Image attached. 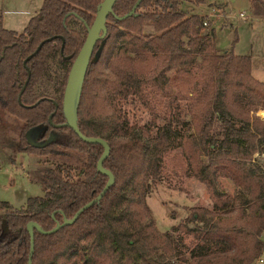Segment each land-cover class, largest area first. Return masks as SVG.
<instances>
[{"label": "trees", "instance_id": "obj_1", "mask_svg": "<svg viewBox=\"0 0 264 264\" xmlns=\"http://www.w3.org/2000/svg\"><path fill=\"white\" fill-rule=\"evenodd\" d=\"M102 1L44 0L20 33L0 20V109L23 123L18 152L47 159L69 151L83 158L75 171L48 170L44 197L29 198L20 209L0 202V264H28L27 225L53 230L108 182L97 168L104 148L56 127L66 123L68 76ZM187 1L193 0H143L125 20L115 16L129 14L138 0L116 2L78 111L81 133L109 143L104 168L115 183L73 225L51 235L34 230L31 264H255L262 257L264 167L253 157L264 155V120L257 116L264 111V83L253 77L250 56L219 53L214 31H203L205 18L180 10ZM249 2L253 15L264 17V0ZM56 57L64 71L60 98L36 96V82ZM33 131L39 133L29 138ZM177 149L210 205L192 208L183 223L161 232L147 199L163 180L164 158ZM184 239H191L188 246Z\"/></svg>", "mask_w": 264, "mask_h": 264}, {"label": "rangeland", "instance_id": "obj_2", "mask_svg": "<svg viewBox=\"0 0 264 264\" xmlns=\"http://www.w3.org/2000/svg\"><path fill=\"white\" fill-rule=\"evenodd\" d=\"M208 1L216 4L209 6V13L206 11L207 6L203 7L207 0L184 2L180 10L186 14L204 15L202 17L209 14L208 17H212L209 20V29L212 31L215 28L220 53L233 52L239 56H250L253 77L264 82V17L255 18L249 0ZM43 3L44 0H0V20L3 28L22 32ZM215 12L219 14L214 16ZM240 13H245L250 19L247 22L236 19ZM225 15L235 18L227 19ZM72 27L82 30V25L78 22H73ZM63 72L58 57L52 59L46 75L36 82L35 95L59 99L58 83L60 84ZM257 116L264 120V112L259 111ZM150 118V114L144 115L145 122ZM22 126V122L0 109V202H7L15 209L25 206L29 198L44 197L43 182L48 170L62 165L71 166L75 171L83 161V158L69 151L68 157L47 159L19 153L18 139ZM37 132L39 133L31 132L29 138ZM253 160L264 167V155L256 153ZM186 166L181 150H172L167 154L164 158L163 180L154 187L147 199L161 232H169L183 223L192 208L210 205V195L206 188L197 180L187 177ZM224 184L234 193L235 187L229 181H224ZM190 241L191 239H184V244L188 246ZM262 259L264 264V253Z\"/></svg>", "mask_w": 264, "mask_h": 264}, {"label": "water", "instance_id": "obj_3", "mask_svg": "<svg viewBox=\"0 0 264 264\" xmlns=\"http://www.w3.org/2000/svg\"><path fill=\"white\" fill-rule=\"evenodd\" d=\"M117 1L118 0H103L102 3L97 8L96 17H95V20L92 26L86 25L87 37H86L83 47L81 48L79 54L77 55L76 59L74 60L72 64V67H71V70L68 76L67 85H66L65 92H64L63 111H64L66 123L64 125L56 126L58 128L60 127L70 128L84 142L88 144L101 145L104 148L103 155L101 156L98 162L97 168L99 172H101L103 175L109 178L108 182L106 184V187L102 191V193H100L94 200H92L90 203H88L82 209H80L78 213L72 219L64 218L63 223H57L56 227L53 230L45 231L42 227H39L36 223H33V222H30L27 225L26 230L28 231L29 236H30V253L28 257V264H31V258H32L33 250H34V230L40 234L51 235V234H55L56 232H58L60 229L64 227L73 225L78 220L80 215H82L86 210L94 206L96 203H99L103 199L105 194L110 190V188L115 183L114 175L109 170L104 168V162L109 157L110 152H111V147L109 143L102 138L86 137L85 135L81 133V130L79 128L78 111H79V106L81 102V97L83 93L86 76H87L91 61L93 57L95 58L96 61H98L101 56L102 48H100L95 53L96 46L98 42L105 40V38L107 37V33H108L107 21L110 15L115 16L114 6ZM142 1L143 0H138V2L136 3V5L133 7V9L131 10L129 14L123 17H117V16L115 17L119 20H125L135 15ZM44 44L45 43L40 44L37 47L36 51L32 55H30L26 59V61L30 60L40 49H42ZM61 55H63V49L61 51ZM70 59L71 57L65 58V60H70ZM29 76L30 75L28 74V78L20 91V94L18 97L19 102H20V97L22 93L24 92L25 87L28 83ZM56 108H58L57 104H56ZM53 116L54 114L51 115L49 118L50 123H52ZM3 227L6 230L5 221H3Z\"/></svg>", "mask_w": 264, "mask_h": 264}, {"label": "built area", "instance_id": "obj_4", "mask_svg": "<svg viewBox=\"0 0 264 264\" xmlns=\"http://www.w3.org/2000/svg\"><path fill=\"white\" fill-rule=\"evenodd\" d=\"M213 13V12H212ZM219 13H217V12H215L214 13V16L215 15H218ZM226 16V18L227 19H232V18H235L234 16H230V15H225ZM212 17L211 16H209L208 18H206L205 19V21H204V23H203V27H204V31L206 32V33H209L210 32V29H209V23H210V19H211ZM236 19H239V20H241V21H243V22H247L249 19H250V17L249 16H247L245 13H240L239 15H238V17H236ZM205 29H208V30H205ZM262 262V261H261Z\"/></svg>", "mask_w": 264, "mask_h": 264}, {"label": "crops", "instance_id": "obj_5", "mask_svg": "<svg viewBox=\"0 0 264 264\" xmlns=\"http://www.w3.org/2000/svg\"><path fill=\"white\" fill-rule=\"evenodd\" d=\"M212 5H216V4H213V3H211V2H209L208 0H207V3H206V5H203V7H205V6H207V12L209 13V6H212ZM188 15H193V14H188ZM209 15V14H208ZM208 15L206 14V17H204L205 19L206 18H208ZM202 16H204V15H200V17H202ZM254 18V17H253ZM255 18H257V17H255ZM263 19V18H262ZM212 31H214V33H215V36H216V31H215V28L212 30ZM216 43H217V41H216ZM217 48H218V44H217ZM218 51H219V49H218ZM219 53H220V51H219ZM229 53V52H228ZM226 54V53H225ZM237 56H239V55H237ZM264 83V82H263ZM260 112H264V111H260ZM259 115V114H258ZM263 118V117H262ZM262 261V262H261ZM256 263H258V264H262L263 263V259H262V257L256 262Z\"/></svg>", "mask_w": 264, "mask_h": 264}]
</instances>
